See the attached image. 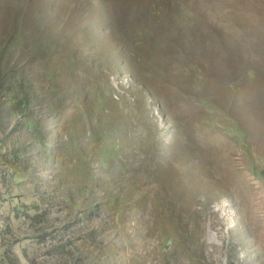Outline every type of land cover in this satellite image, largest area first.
I'll return each mask as SVG.
<instances>
[{
  "label": "rangeland",
  "instance_id": "374dc122",
  "mask_svg": "<svg viewBox=\"0 0 264 264\" xmlns=\"http://www.w3.org/2000/svg\"><path fill=\"white\" fill-rule=\"evenodd\" d=\"M0 264H264V0H0Z\"/></svg>",
  "mask_w": 264,
  "mask_h": 264
}]
</instances>
